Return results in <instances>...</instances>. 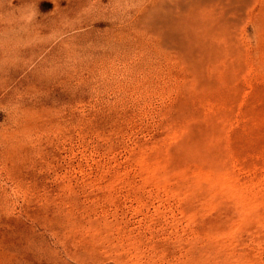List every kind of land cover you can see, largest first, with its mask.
<instances>
[{
    "label": "rangeland",
    "instance_id": "rangeland-1",
    "mask_svg": "<svg viewBox=\"0 0 264 264\" xmlns=\"http://www.w3.org/2000/svg\"><path fill=\"white\" fill-rule=\"evenodd\" d=\"M0 264H264V0H0Z\"/></svg>",
    "mask_w": 264,
    "mask_h": 264
}]
</instances>
